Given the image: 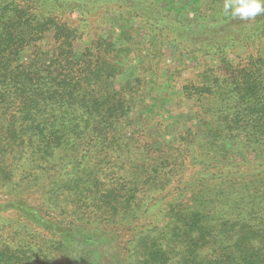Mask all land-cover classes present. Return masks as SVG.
Wrapping results in <instances>:
<instances>
[{"label": "trees", "instance_id": "obj_1", "mask_svg": "<svg viewBox=\"0 0 264 264\" xmlns=\"http://www.w3.org/2000/svg\"><path fill=\"white\" fill-rule=\"evenodd\" d=\"M217 2L207 20L187 27L207 33L204 53L215 49L225 73L207 69L199 84L182 87L188 99L198 95L200 110L170 143L123 136L135 92L114 83L111 43L78 54L75 28L40 14L44 0H0V176L10 189L32 186L40 206L71 227L100 238L111 225L128 230V256L107 264H264V58L246 52L264 46V14L241 20ZM84 3L45 0L50 13L81 16L93 12ZM125 6L154 25L138 0ZM162 15H152L159 37ZM234 47L246 52L237 61L227 58ZM239 149L253 158L238 160ZM181 175L176 196L160 198ZM27 203L0 209L17 214L0 215V264H78L64 236L31 229L28 222L43 228L44 220Z\"/></svg>", "mask_w": 264, "mask_h": 264}, {"label": "rangeland", "instance_id": "obj_2", "mask_svg": "<svg viewBox=\"0 0 264 264\" xmlns=\"http://www.w3.org/2000/svg\"><path fill=\"white\" fill-rule=\"evenodd\" d=\"M81 1L84 3V0ZM118 1L122 2L85 0L89 6L87 8L93 12L83 16L77 12L68 14L57 10L50 13V7L45 4V0L38 10L44 16L52 14L57 20L75 28L74 47L78 54L90 47L91 42L97 40L112 44V51L109 49V52L117 55L116 60L120 66V73L115 77L114 83L117 88L128 86L135 92L134 108L128 119L119 124L124 137L131 138L141 134L157 135L167 142L175 143L179 134L185 135L186 128L195 125V114L200 110L194 102L198 95L188 99L182 87L190 83L199 84L202 72L207 69H217L218 75L225 73V70L220 68L221 58L215 54V49H210V54L204 53L203 47L210 43L207 33L201 37L195 36L193 33L195 24L187 27V23H192V20H207L211 8H216L218 2L217 0H138L141 8L149 10L148 21L154 24L150 26L141 20L143 15L140 11L137 12L141 17L133 15L128 6H125V0ZM149 4H152L153 9L146 7ZM154 11L163 14L160 37L155 33L159 16L152 18ZM43 42L47 43L45 40ZM255 48L254 46L246 52L264 58V46ZM244 50L245 48L241 47L229 49L227 58L237 61L236 58L240 57ZM23 57V60L28 62L29 57L26 55ZM160 123L162 126L159 125ZM234 153L238 160L253 158L252 154L240 149L235 150ZM194 171V167L188 170L189 173ZM181 179L182 175L176 177L172 187L159 197L167 200L176 196L178 190L182 188L178 183ZM5 184H8L7 181H3L0 176V209L14 207L16 200L28 202L27 204L38 210L44 222H47V224L43 222V228L28 222L31 224L29 225L31 229L37 231L40 237L46 238L54 233L64 236L65 246L68 251L70 250L69 255L78 264H107L112 259H118L119 256L122 258L128 256L130 234L124 227L111 225L102 229L107 237H97L85 227V230L75 225L71 227L69 219L65 217L46 212L40 206V195L32 186L10 189V186ZM0 215L17 218V214L9 210ZM148 223L151 221L149 220ZM102 250H107L103 253H109V256L103 257L100 254Z\"/></svg>", "mask_w": 264, "mask_h": 264}, {"label": "clouds", "instance_id": "obj_3", "mask_svg": "<svg viewBox=\"0 0 264 264\" xmlns=\"http://www.w3.org/2000/svg\"><path fill=\"white\" fill-rule=\"evenodd\" d=\"M223 8L234 18L249 20L264 14V0H225Z\"/></svg>", "mask_w": 264, "mask_h": 264}]
</instances>
